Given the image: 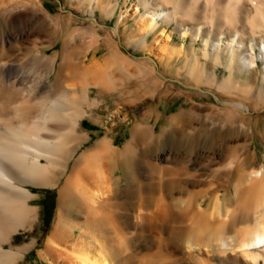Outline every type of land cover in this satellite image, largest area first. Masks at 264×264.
Masks as SVG:
<instances>
[{
	"label": "bare ground",
	"instance_id": "bare-ground-1",
	"mask_svg": "<svg viewBox=\"0 0 264 264\" xmlns=\"http://www.w3.org/2000/svg\"><path fill=\"white\" fill-rule=\"evenodd\" d=\"M28 1L36 11L44 10L41 0ZM132 1L129 15L140 13L139 7L144 11L137 19L131 40L141 38L145 42L146 35L164 23L155 38L157 42L164 36L156 51L160 61L170 60L183 50L171 45L170 34L164 35L169 21L174 22L182 34L195 37L206 27L218 43L224 37L227 47L246 46L251 55L254 44L264 46V0ZM116 3L117 0H81L80 4L85 5L88 13L85 19L90 22L78 28L87 35L79 46L83 52L92 49L93 54L83 63L75 56L71 37L65 40L61 62L64 70L61 66L56 77L59 81L68 74L80 75L84 82L78 91L56 89L52 95L44 97L32 94L30 84L16 83L0 73L3 123L0 128V264H16L34 243L33 240L13 248L3 245L9 243L15 233L31 227L37 218V207L29 203L33 192L26 183L58 187L57 218L44 248L38 251L47 264H138L139 261L144 264L143 260L148 256L150 259L153 250H157L153 251L155 257H162L167 250L184 246L223 252L236 250L251 264H264V165L249 168L246 152H240L244 141L231 142L221 136H212L207 142L211 151L219 149L218 155L205 154L196 161L198 135L195 129L200 128L190 115L175 118L171 143L167 139L159 142L152 126L140 122L133 124L130 140L122 149L114 148L107 138L97 141L94 147L75 158L71 172L57 185L59 174L68 169L73 150L87 137L79 130V118L86 112L91 116L87 110L94 104V100L87 97L86 85L96 87L99 94L109 81L122 79L121 73L110 77L108 68L122 67V61L118 53H114L107 35L94 27L97 18L92 14L97 8L109 15ZM63 15L71 19V13ZM186 21L195 27L185 28ZM113 28L118 34L116 27ZM29 29L28 26L21 28L22 34L15 40L26 37ZM107 43L111 50L105 56H94L97 47ZM234 56L233 51L231 57ZM45 57L50 66L53 58ZM254 61L252 57L251 62ZM4 63L0 58V65ZM21 91L31 93L22 97ZM215 97L217 102L249 111L244 102ZM11 102L14 104L10 108ZM10 114L15 120H11ZM124 116L119 114L114 118ZM185 135L190 138L184 139ZM165 143L173 147V155L165 158L170 166L152 158V153L155 155ZM142 162L145 170L141 168ZM197 162L201 165H196ZM116 169L123 173L117 175ZM221 175L229 184L223 192L217 190ZM229 186L232 191L226 194ZM256 207L261 208L257 213ZM67 208L74 209L77 219L69 218ZM159 259L155 262L163 258Z\"/></svg>",
	"mask_w": 264,
	"mask_h": 264
},
{
	"label": "rangeland",
	"instance_id": "rangeland-1",
	"mask_svg": "<svg viewBox=\"0 0 264 264\" xmlns=\"http://www.w3.org/2000/svg\"><path fill=\"white\" fill-rule=\"evenodd\" d=\"M3 1L0 0V58L5 63L0 65L1 75L16 83L30 84L32 94L36 93L44 97L52 95L56 89L78 91L84 82L80 75L68 74L64 78L61 77L62 79L59 81L56 80V77L59 68L63 65L61 63L62 46L65 40H69L71 37V41L75 43L73 48L75 56L76 58L78 56L83 63L93 54L92 49L87 51L84 49L83 52V48L79 46L87 38V35H84L78 28H82L90 22L85 19L88 13L85 10V5L80 4L81 0H41L43 11H36V8L28 0ZM7 1L8 3H6ZM26 1L30 3V6ZM19 2H22L21 5ZM132 3V0L126 2L117 0L109 15L102 13L97 8L93 9L92 14L97 18V22L93 23L94 27L98 28L100 33L107 35L114 53H118L117 55L125 67L108 68L110 77L114 73L117 75L121 73L122 79L109 81L107 86L102 87L104 89L99 94H97L96 87L90 84L86 85L87 97L89 100H94V104L87 110L91 116L86 115V112L79 118V130L87 137L73 150L68 159V169L63 172L64 174H59L57 185H61L66 175L71 172L75 158L81 152L94 147L97 141L107 138L112 142L114 148L122 149L130 140L135 122L152 126V132L157 134L159 142L167 139L171 143L175 118L183 114L190 115L189 117H192L193 122L200 128H194L198 135V144L194 151V155L197 156L196 161L205 154L218 155L219 149L211 151L207 142L212 136H221L230 139L231 142L244 141V147L240 148V152H246L249 168L253 169L264 165V46L259 43L254 44L252 56L246 46L239 49L227 47L223 42L225 41L224 37H221L218 43L217 38H214L213 33H208L206 27H203L201 34L195 37L182 34V30L174 22L169 21L166 23L164 35L170 34L171 45L182 47L183 50L182 54L176 55L170 60L160 61L156 56V51L163 43L164 36H161L157 42H155V38L160 34L164 23L159 27L160 30L158 28L149 32L145 42L141 38L137 41L131 40L130 35L138 25L137 19L144 11L142 7H139L140 13L129 15ZM66 12L71 13V21L64 18L63 14ZM32 15L35 16L32 17ZM125 17L126 19L123 20ZM25 26L30 28V33L16 41L15 37L22 34L21 28L23 30ZM183 26L185 28L195 27L194 24L187 21L183 23ZM113 27H116L118 34ZM109 43L103 46L100 44L95 50L94 56H105L111 50ZM233 51L234 58L231 57ZM45 56L53 58L50 66L46 62ZM252 57L255 60L254 63L251 62ZM63 68L64 66H62ZM165 75L176 77L201 90L185 87L175 81L168 80L164 77ZM205 88L222 101L244 102L248 105L249 111L245 112L229 104L217 102L209 92L203 91ZM30 93L21 91L19 95L25 97ZM100 94L102 95L100 96ZM14 102H11L10 108ZM211 109L213 110L211 111ZM119 114H125V116L114 118ZM10 118L15 120L11 114ZM2 125L0 119V128ZM201 126L206 129H202ZM186 136L183 138L188 140L190 136L187 138ZM170 154L173 155V147L171 144L165 143L155 155L152 153V158L161 165L170 166L171 163L165 159ZM196 165H201V163L197 162ZM141 168L146 169L143 162ZM115 173L120 175L123 171L116 169ZM220 177H222L220 186L218 185L219 178L217 180V190L223 192L229 184H227L228 179L226 180L225 176L221 175ZM120 181L123 183V179ZM222 182L224 185H221ZM29 184L26 183V186L33 192L29 203L37 207V218L31 227L15 233L13 239L3 245L4 248H13L34 240L33 245L24 251L23 256L18 259L16 264H47L45 258L40 257L38 251L44 248L47 236L57 218L58 187ZM197 187L190 186L189 188ZM229 188L226 194L232 191L231 186ZM40 197L43 205L39 202ZM51 202H53L52 207H50ZM259 207L255 209L257 210ZM260 209L255 210V213ZM66 212L70 214L71 220L77 219L74 209L67 208ZM153 251L150 257L153 264L158 261L155 262L157 258L164 260L162 259V262L156 264H166L167 262L251 264L240 251L236 250L223 252L222 250H206L202 246L190 249L184 246L167 250L165 255H161L162 257H155L156 254ZM147 258L149 259V256ZM148 259L145 261L148 262L150 260ZM145 261L143 260L144 264L147 263ZM140 263L142 261H139L138 264Z\"/></svg>",
	"mask_w": 264,
	"mask_h": 264
},
{
	"label": "water",
	"instance_id": "water-1",
	"mask_svg": "<svg viewBox=\"0 0 264 264\" xmlns=\"http://www.w3.org/2000/svg\"><path fill=\"white\" fill-rule=\"evenodd\" d=\"M143 56H145V55H143ZM150 58V57H149ZM152 60V59H151ZM156 71L158 72V70L156 69ZM165 78H167L168 80H172V81H175V82H177V83H179V84H181V85H183V86H185V87H189V88H194V89H197V90H201V89H198V87H196V86H194V85H191V84H188V83H185V82H182L181 80H179V79H177L176 77H173V76H164ZM203 90V89H202ZM203 91H206V92H209L212 96H213V98L217 101L218 99L215 97V95L211 92V91H209L208 89H204Z\"/></svg>",
	"mask_w": 264,
	"mask_h": 264
},
{
	"label": "trees",
	"instance_id": "trees-1",
	"mask_svg": "<svg viewBox=\"0 0 264 264\" xmlns=\"http://www.w3.org/2000/svg\"><path fill=\"white\" fill-rule=\"evenodd\" d=\"M39 202L43 205V201L41 200V197L39 198ZM53 206V202H51L50 207Z\"/></svg>",
	"mask_w": 264,
	"mask_h": 264
}]
</instances>
